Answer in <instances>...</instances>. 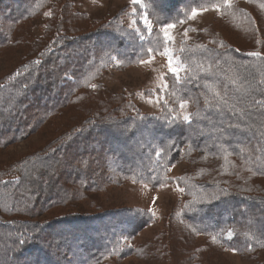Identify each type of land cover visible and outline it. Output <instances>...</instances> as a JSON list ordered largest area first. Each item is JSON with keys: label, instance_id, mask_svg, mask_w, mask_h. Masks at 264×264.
<instances>
[{"label": "trees", "instance_id": "trees-1", "mask_svg": "<svg viewBox=\"0 0 264 264\" xmlns=\"http://www.w3.org/2000/svg\"><path fill=\"white\" fill-rule=\"evenodd\" d=\"M200 1H194L195 6ZM248 1L260 7L257 14L263 26L256 24L264 41V0ZM50 2L0 0V56L14 41L18 26L44 10L51 12L46 20L53 34L50 48L31 52V60L0 81V150L24 141L48 117L62 113L69 96L81 90V82L96 77L97 67H109L114 58L126 63L137 56L138 49L126 47L120 32L79 34L72 24L77 15ZM147 2L156 8L163 2L165 12L186 4V0ZM243 17L250 23V16ZM249 29L256 31L255 25ZM209 44L202 55L203 73H195L188 62L183 79L172 76L178 106L192 102L190 122L165 108L159 116H134L122 97L85 90L90 100L86 107L95 108L84 112L77 133L61 142L57 141L62 135L52 140L50 149L58 146L53 152L27 155L0 167V264H70V257L77 264H100L104 254L118 251L120 234L139 226L136 219L129 224L123 208L88 213L72 205L76 211L41 221L43 209L82 201L112 186L119 173L154 180L165 175L171 181L166 165L181 158L202 167L205 174L197 171L194 180L186 176L180 182L193 187L197 197L191 221L223 240L224 230L231 227L233 238L224 240L230 248L264 264V104L256 103L264 101V54L245 53L216 35ZM215 92L224 99L218 102ZM59 150L61 156L56 155ZM113 220L123 229L112 233L117 238L106 245L96 232L107 235L104 228ZM188 247L185 242L175 252L173 247L172 252H146L144 257H150L148 264H209V257ZM81 248L92 253L75 255Z\"/></svg>", "mask_w": 264, "mask_h": 264}, {"label": "rangeland", "instance_id": "rangeland-1", "mask_svg": "<svg viewBox=\"0 0 264 264\" xmlns=\"http://www.w3.org/2000/svg\"><path fill=\"white\" fill-rule=\"evenodd\" d=\"M147 1L141 0L139 4L132 3V0L50 2V5L54 3L59 8H70L71 14L77 15L78 21L76 20V23L72 21V24L77 25L79 34L91 32L100 35L106 30H111L117 35L120 32L125 35L126 47L135 46L138 49L137 56L126 63L114 58L109 67H97L94 70L96 77L87 79L85 83L84 80L81 82L83 85L81 90L69 96L67 107L62 113L48 117L42 127L24 141L0 150V167L27 155L53 152L58 146L50 149L52 140L62 135V139L57 141L61 142L66 139L63 137L77 133L83 127L86 118L83 116L84 112L95 108L94 104L86 107L90 100L85 98L87 95L84 94L85 90H90V93L108 92L122 97L128 102V106L132 107L128 112L134 116H159L163 114L164 108L169 109V114L180 115L182 118L185 115L191 116L192 102L183 101L185 104L183 109L178 106L179 96L177 90L173 89L174 75L168 71V58L173 56V66L182 69L179 79L174 76L177 80L183 79L186 75L188 62L194 65L195 73H203L206 59H203L202 55H206V47L210 45L211 36L216 35L220 39H225L230 45L238 47L245 53L264 54V41L258 36L256 24L258 22L263 26L257 14L260 7H254L248 0H229L227 4L224 0H201L196 6L194 3L196 0H186L183 6L168 7L167 12L163 2H157L156 8L155 4H148ZM216 5H219V10H215ZM193 9L197 10L194 18ZM50 13V10H44L39 16L18 26L14 41L9 42L8 47L1 50L0 81L14 74L24 61L31 60V52L50 48L49 41L53 34L47 29L46 20ZM244 14L250 16V23L244 20ZM236 17L240 18V21L235 20ZM145 18L150 22L151 29L145 26ZM165 21L175 24L174 28L168 30L173 37L171 41H167L161 32V25ZM253 25L255 32L249 29ZM150 36L151 41H147ZM143 38L146 39L141 41ZM149 48L154 49L151 54L147 51ZM115 49L114 46L113 50ZM166 49L168 55L160 54ZM193 53L196 57L192 56ZM141 60L151 62L141 63ZM137 138L136 136L133 145L142 136ZM59 152L56 155L61 156L62 151ZM234 164L239 165V162L234 160ZM166 170V176L168 175L171 181H166L165 175L154 180L144 177L136 179L119 173L121 177L117 175L112 186L102 189L101 192L91 193L86 199H79H84L82 201L65 204L66 207H61L64 206L61 204L49 206L43 209L44 215H41L39 220L47 221L76 210L95 213L98 210L123 208L128 216V223L137 220L139 226L120 234L118 251L104 254L100 264H148L150 257L148 259L144 257L146 252H172L173 247L175 252V249L177 251L185 242L191 245L188 247L191 251L197 248L203 257H209V264H255L250 255L239 254L237 250L230 248L228 242L233 238L231 227L224 230V240L228 241L226 242L217 236V232L205 231L191 221L189 216L193 204H197V197L193 187L185 184L183 186L180 182L184 181L186 176L194 180L197 171L204 176L203 168L181 158L167 164ZM180 188L184 191H179ZM72 205L79 206L80 209L74 210ZM122 229L117 221L113 220L106 223L104 230L108 232L107 235L103 236L102 231L96 234L102 236L106 245H111L117 238L112 233H120ZM80 250L81 252L75 255L81 253L83 257L85 253H92L87 248ZM249 250L247 252H250ZM77 258L80 260V257ZM75 259L70 257L68 260L70 264H77Z\"/></svg>", "mask_w": 264, "mask_h": 264}, {"label": "snow or ice", "instance_id": "snow-or-ice-1", "mask_svg": "<svg viewBox=\"0 0 264 264\" xmlns=\"http://www.w3.org/2000/svg\"><path fill=\"white\" fill-rule=\"evenodd\" d=\"M140 2H141V0H132V3H134V4H139ZM228 2H229V0H224V3H225V4H227ZM204 10L206 11L207 9H204ZM215 10H219V5H216V6H215ZM196 15H197V10L193 9L192 17L194 18ZM181 23H183V21H181ZM145 26H146L147 28L151 29V24H150V22L147 21L146 18H145ZM174 27H175V24L167 23V21H165V22L161 25V32L163 33V35H164V37L166 38L167 41H171V40L173 39V37L169 34V31H168V30L171 29V28H174ZM147 51H148L149 54H151V53L154 51V49H153V48H149ZM160 54H162V55H168V53H167V49H166L164 52L160 53ZM173 61H174V57H173V56H169V58H168V71H169L170 73H172L174 76H176L177 79H179V73H180V71H181L182 69L179 68V67L173 66ZM140 62H141V63H150L151 61H150V60H147V61H145V60H141ZM165 87H166V85H165ZM215 97H216V99H217L218 102H219V101H222V100L224 99V98L220 95L219 92H215ZM256 103H257V104H264V101H256ZM180 107L183 109V108L185 107V104L182 102V103L180 104ZM183 119H184L186 122H190V121H191V116H190V115H185V116L183 117ZM156 154H157V156H160V155H161V153H159V152L156 153ZM178 190L181 191V192L184 191V189H182V188H180V189H178ZM154 202H155V198H154ZM230 235H231V234H230ZM213 240H215V237H213ZM20 243L23 244L24 241L21 240ZM234 251H235V249H234Z\"/></svg>", "mask_w": 264, "mask_h": 264}]
</instances>
